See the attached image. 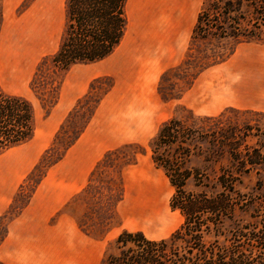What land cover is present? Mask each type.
Wrapping results in <instances>:
<instances>
[{
    "label": "rangeland",
    "instance_id": "obj_1",
    "mask_svg": "<svg viewBox=\"0 0 264 264\" xmlns=\"http://www.w3.org/2000/svg\"><path fill=\"white\" fill-rule=\"evenodd\" d=\"M201 6L202 0L192 22L166 23L173 29L181 25L189 30L174 38L173 63L157 74L153 60L141 63L137 59L141 54L134 61L131 52L121 53L126 48V33L108 57L73 65L58 74L47 58L56 50L64 27V0H0V87L25 96L34 107L33 137L0 154V239L7 222L31 206L41 212L54 209L47 222L61 228L62 254L72 258L71 264H99L106 252H115L123 231L141 232L153 240L177 234L179 245H185L183 238L190 237L188 233L196 234L214 257L245 259L251 264L264 261V112L235 105L251 94L235 85L237 73L230 62L203 71L177 99L163 100L157 91L161 73L183 59ZM147 22L153 25L147 46L156 48L164 41L163 26L160 21ZM252 49L250 53L264 54L257 47ZM11 50L18 52L20 63L8 68L5 60ZM182 87L178 83L175 90ZM180 106L199 117L223 113L222 124H235L247 134L236 132L240 149L247 146L250 154L257 151L262 156L256 160L255 153L251 155L259 162L247 173L236 174L231 189L215 182L219 167L229 164L225 156L203 152L189 157L188 167L204 174L200 183L190 177L183 189L195 195L223 193L235 202L232 209L192 210L173 200L176 186L169 171L153 160L149 141L165 120L173 116L187 119ZM127 142L138 143L144 150L121 170L124 192L116 220L103 234L85 233L77 223L85 210L78 195L103 153ZM205 155L209 160H203ZM141 179H149L161 199L156 215H148L153 219L128 213L131 185ZM128 220L137 226L131 227Z\"/></svg>",
    "mask_w": 264,
    "mask_h": 264
},
{
    "label": "trees",
    "instance_id": "obj_2",
    "mask_svg": "<svg viewBox=\"0 0 264 264\" xmlns=\"http://www.w3.org/2000/svg\"><path fill=\"white\" fill-rule=\"evenodd\" d=\"M127 3L128 0H64V27L56 50L47 58L52 70L63 74L73 65L94 63L111 55L128 27ZM248 42L264 44V0H202L187 51L178 64L161 73L159 95L163 100L179 98L203 71L224 62L239 44ZM178 83L183 87L176 91ZM56 101L57 97L53 103ZM180 109L186 111L187 119L173 116L165 120L149 141L153 160L169 171L176 186L173 200L192 210L232 209L235 202L223 193L195 195L183 189L190 177L200 183L204 174L188 167L189 157L203 152L225 156L229 164L219 167L215 182L231 189L236 174L247 173L259 162L250 157L255 153L256 160H261L262 156L257 151L250 154L247 146L240 149L236 132L238 136L247 134L235 124H222L223 113L199 117L184 106ZM33 122L31 101L0 87V154L28 142L34 134ZM143 150L138 143L127 142L103 153L78 195L85 204L83 217L77 220L82 231L103 234L113 225L124 192L121 170L132 164ZM203 160H209L207 155ZM188 234L190 237L183 238L185 245H179L177 234L170 239L153 240L141 232L123 231L117 238L115 252H106L99 264H251L245 259L214 257L198 235ZM0 264L6 263L0 261Z\"/></svg>",
    "mask_w": 264,
    "mask_h": 264
},
{
    "label": "crops",
    "instance_id": "obj_3",
    "mask_svg": "<svg viewBox=\"0 0 264 264\" xmlns=\"http://www.w3.org/2000/svg\"><path fill=\"white\" fill-rule=\"evenodd\" d=\"M201 0H128L127 17L128 27L126 36L130 29L132 34L128 35L125 42L126 48L121 53L131 52V57L142 63L147 59L153 60L158 67L156 74L173 63L174 38L183 31L188 32L189 27L178 26L173 29L168 22L182 23L193 21L197 14V6ZM134 11L135 16L132 14ZM160 21L163 26V44L150 49L147 46L153 31V25L147 21ZM143 21L146 28L140 36L139 22ZM165 23V24H164ZM132 24V23H131ZM148 31V32H147ZM119 47V46H118ZM264 50V44L241 43L233 54L224 62L234 67L236 75V86L242 92L250 93L247 100H239L235 105L239 109H248L264 112V54L250 53L252 48ZM256 49V50H258ZM239 53V55H237ZM107 140L104 141V143ZM54 209L41 212L31 206L23 208L17 216L7 222L5 232L0 239V261L6 264H71L72 258H64L62 254V232L61 228L48 221ZM77 241V240H76ZM64 258V261H63Z\"/></svg>",
    "mask_w": 264,
    "mask_h": 264
},
{
    "label": "bare ground",
    "instance_id": "obj_4",
    "mask_svg": "<svg viewBox=\"0 0 264 264\" xmlns=\"http://www.w3.org/2000/svg\"><path fill=\"white\" fill-rule=\"evenodd\" d=\"M132 23V21H131ZM130 23V29L129 32L126 36V39L130 33V31L132 30V26ZM146 28V24L143 21L139 22V32H140V36L142 37L143 35V29ZM143 32V33H142ZM148 32V31H147ZM125 39V41H126ZM15 47V46H14ZM13 48V47H12ZM12 51V50H11ZM12 53V54H11ZM20 63V58H19V54L16 50L9 52L8 54V58L5 60V64L7 65L8 68H10L11 66H16L17 64ZM149 181V179H148ZM147 180H136L132 185H131V189H130V199L127 202V206H128V213H130L131 217H134L135 215H143V216H148L149 214H154L156 215L157 213V207L161 201V199L159 200V194L158 192H156V190L154 189L153 186H151L149 184ZM127 191V189H126ZM126 194V193H125ZM163 195V194H162ZM163 197V196H161ZM166 198V197H165ZM2 205V204H1ZM1 207V206H0ZM167 210V208H164ZM164 212V211H163ZM165 215H169V214H165ZM153 219L152 216H148V218ZM164 217V216H163ZM138 218V217H136ZM147 218V219H148ZM156 218V216L154 217ZM171 218V216H170ZM146 219V218H145ZM150 219V220H151ZM161 219V218H160ZM165 217L162 219L164 220ZM168 219V218H167ZM170 220V219H169ZM174 220V219H173ZM129 221V220H128ZM147 221V220H146ZM168 221V220H167ZM129 223L131 224V227H136L137 225H135L134 222H132V220L129 221ZM127 223V224H129ZM142 223V222H141ZM167 224V223H166ZM170 224V223H169ZM162 225V223H161ZM146 227L149 226L145 225ZM144 228V227H143Z\"/></svg>",
    "mask_w": 264,
    "mask_h": 264
}]
</instances>
